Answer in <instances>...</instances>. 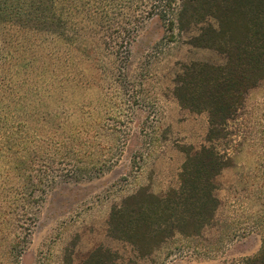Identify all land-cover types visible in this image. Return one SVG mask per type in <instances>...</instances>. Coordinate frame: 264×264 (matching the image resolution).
<instances>
[{"label": "rangeland", "instance_id": "obj_1", "mask_svg": "<svg viewBox=\"0 0 264 264\" xmlns=\"http://www.w3.org/2000/svg\"><path fill=\"white\" fill-rule=\"evenodd\" d=\"M136 20L119 58L95 35L71 45L0 22V125L6 119L11 139L30 147L16 154L14 140H0V264H80L99 246L125 264H151L155 252L141 257L111 235V208L140 187H177L184 150L204 144L208 124L205 112L179 106L173 79L183 65L223 57L187 44L194 27L179 35L158 16ZM227 133L233 162L215 179L220 218L201 238L168 242L177 257L241 264L261 250L263 84Z\"/></svg>", "mask_w": 264, "mask_h": 264}, {"label": "trees", "instance_id": "obj_2", "mask_svg": "<svg viewBox=\"0 0 264 264\" xmlns=\"http://www.w3.org/2000/svg\"><path fill=\"white\" fill-rule=\"evenodd\" d=\"M133 1L0 0V22L14 21L71 45L95 35L105 51L119 58L131 42V29L139 26L136 19L158 16L171 33L190 34L196 28L187 44L223 57L222 63L183 65L173 79L179 106L205 112L208 124L204 144L184 150L177 187L163 195L140 187L111 208L109 232L143 257L175 239L201 238L214 221L219 207L215 179L233 162L229 145L223 144L231 135L227 125L243 109L248 92L264 85V0H137L138 7ZM3 120L0 140L8 146L15 139ZM15 148L16 154L30 150L27 142L15 141ZM262 232L260 252L241 264H264V223ZM80 264L125 263L99 246Z\"/></svg>", "mask_w": 264, "mask_h": 264}, {"label": "crops", "instance_id": "obj_3", "mask_svg": "<svg viewBox=\"0 0 264 264\" xmlns=\"http://www.w3.org/2000/svg\"><path fill=\"white\" fill-rule=\"evenodd\" d=\"M225 169L222 171L224 172ZM221 172V174H222ZM217 198L220 199L219 195L217 194ZM221 208H218L216 214H215V221L220 218L221 215ZM169 245L168 243H165L161 249L157 250L151 257L152 262L151 264H219V260L215 257H207V256H180L177 257L173 254L171 248L166 246ZM260 245V244H259ZM220 264H224V261Z\"/></svg>", "mask_w": 264, "mask_h": 264}]
</instances>
